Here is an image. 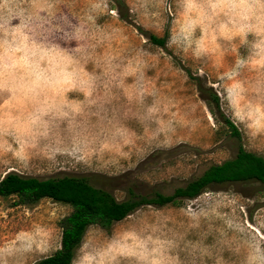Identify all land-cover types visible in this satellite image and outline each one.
<instances>
[{
    "label": "rangeland",
    "instance_id": "rangeland-1",
    "mask_svg": "<svg viewBox=\"0 0 264 264\" xmlns=\"http://www.w3.org/2000/svg\"><path fill=\"white\" fill-rule=\"evenodd\" d=\"M0 0V179L85 175L119 200L166 194L238 142L191 76L264 156V0ZM167 35L160 47L139 30ZM69 204L0 201V264H38ZM72 264H264V188L212 186L88 228Z\"/></svg>",
    "mask_w": 264,
    "mask_h": 264
},
{
    "label": "trees",
    "instance_id": "trees-1",
    "mask_svg": "<svg viewBox=\"0 0 264 264\" xmlns=\"http://www.w3.org/2000/svg\"><path fill=\"white\" fill-rule=\"evenodd\" d=\"M114 8L120 18L127 21L130 19L125 0H116ZM138 28L150 42L166 47L167 35L160 36L146 31L142 26ZM191 77L214 117L224 124L229 135L239 143L236 154L221 163L211 165L201 175L176 187L170 194L159 190L144 194L128 187L127 198L123 200H119L108 188L95 184L85 175L67 174L41 178L9 171L0 179V201L14 198L15 204L32 205L43 198H50L69 204L72 208L61 221V246L51 255L42 258L38 264H72L90 226L98 225L109 231L114 223L125 219L140 207L152 204L181 206L185 200L194 199L212 186L224 183L257 182L264 188V156L242 144V132L222 112L221 97L215 88L207 84L200 75Z\"/></svg>",
    "mask_w": 264,
    "mask_h": 264
}]
</instances>
